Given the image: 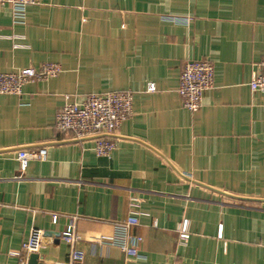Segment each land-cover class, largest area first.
I'll list each match as a JSON object with an SVG mask.
<instances>
[{"label": "crops", "instance_id": "crops-1", "mask_svg": "<svg viewBox=\"0 0 264 264\" xmlns=\"http://www.w3.org/2000/svg\"><path fill=\"white\" fill-rule=\"evenodd\" d=\"M263 56L264 0H43L20 23L0 6V74L62 69L0 95V264L24 261L33 229L44 233L38 262L69 264L60 236L71 223L80 264H264V111L248 85ZM200 60L214 87L191 113L179 75ZM116 91L133 94V113L109 156L56 130L66 102ZM42 148L21 172L17 152ZM132 195L139 258L97 241Z\"/></svg>", "mask_w": 264, "mask_h": 264}, {"label": "built area", "instance_id": "built-area-1", "mask_svg": "<svg viewBox=\"0 0 264 264\" xmlns=\"http://www.w3.org/2000/svg\"><path fill=\"white\" fill-rule=\"evenodd\" d=\"M43 0H0V6H8L12 12L14 23L24 20L29 6L40 5ZM253 72L249 89L252 94L259 95L264 111V56ZM62 69L55 63H44L36 68H24L9 74H0V95L22 94L23 87L37 81H47L61 73ZM214 87V68L210 61L200 60L186 62L180 72L177 94L181 106L188 112L194 113L201 107L202 94ZM133 113V94L129 91L110 92L105 95H86L79 101L66 102L55 116V128L61 134H69L76 141L93 142L96 156H109L115 148L114 133L123 121ZM17 161L23 172L29 161L44 160L46 150H19ZM140 199L136 196L128 198V215L123 222L114 225L112 236H101L97 241L116 246L125 256L139 258L141 238L131 234V229L138 225ZM56 216L53 220L56 221ZM71 221H75L72 218ZM178 244L184 246L189 238V224L183 220L178 228ZM61 240L70 247L69 264H80L83 253L74 249L79 240L73 223L69 230L61 233ZM44 243V233L41 230H31L28 240L22 245L26 264L28 256L37 254ZM11 256L21 257L20 252H11Z\"/></svg>", "mask_w": 264, "mask_h": 264}, {"label": "water", "instance_id": "water-1", "mask_svg": "<svg viewBox=\"0 0 264 264\" xmlns=\"http://www.w3.org/2000/svg\"><path fill=\"white\" fill-rule=\"evenodd\" d=\"M39 256L36 254H31L28 258L27 264H42L38 262Z\"/></svg>", "mask_w": 264, "mask_h": 264}]
</instances>
